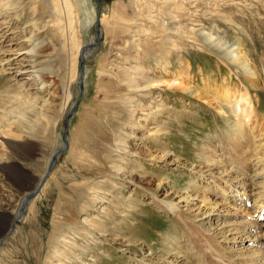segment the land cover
Instances as JSON below:
<instances>
[{"label":"rangeland","instance_id":"rangeland-1","mask_svg":"<svg viewBox=\"0 0 264 264\" xmlns=\"http://www.w3.org/2000/svg\"><path fill=\"white\" fill-rule=\"evenodd\" d=\"M61 4L0 0V33H6L0 39V131L9 115V138L3 136L9 148L1 138L0 167L11 171L25 158L20 165L28 174L20 178L23 192H18L12 183L19 177L11 173L7 181L3 173L8 169L0 170V237L11 216L18 215L21 199L44 175L53 152L63 147L64 120L78 104L70 117L67 151L0 244V264H171L176 249L185 254V264L213 263L210 256L223 257L224 264H248L240 248H251V239L264 234V226L256 227L264 225V212L253 225L240 215L209 221L185 213L178 219L169 207L195 187H206L207 195L218 199L214 185L222 182L224 170L233 175L232 183L225 182L227 190L242 194L250 184L246 190L257 192L251 190L262 177L251 182L239 173L264 176V128L260 137L246 134L250 148H245L220 95L227 89L236 96L248 93L264 127V0ZM212 33L228 47L239 46L261 86H253L242 69L208 46ZM9 38L18 45L9 46ZM92 42L95 47L83 56L80 95L79 52ZM6 47L25 53L17 62L24 59L22 67L27 65L31 76L7 70L13 65L8 67L6 54L1 56ZM129 78L137 81L130 84ZM150 81L162 84L144 88ZM208 158L220 169L211 173ZM199 174L204 182L196 179ZM237 196L222 201L233 209L251 208L239 204L245 198ZM238 222L243 226L233 238L243 245L207 238L211 230Z\"/></svg>","mask_w":264,"mask_h":264},{"label":"bare ground","instance_id":"bare-ground-1","mask_svg":"<svg viewBox=\"0 0 264 264\" xmlns=\"http://www.w3.org/2000/svg\"><path fill=\"white\" fill-rule=\"evenodd\" d=\"M58 1H59L60 4L62 3L63 5H65L66 0H58ZM6 28H7V30L9 29V27H7V26H6ZM7 30H5V32H7ZM10 34H13V33H10ZM97 34L99 36V34H100V31L99 30H97ZM209 35L210 36L207 38V40L208 41L211 40V42H212V43H208V46L210 48H212L215 52L220 53L230 63H232V64L238 66L240 69H242L244 71V73L246 74V76L248 77L249 82L253 86H255V87L261 86V84L257 80L256 73L254 72V70L252 69L251 65L248 63V61L242 55V53H241L238 45L228 47L224 41H221L218 38H212L211 36L213 35V33L212 34H209ZM5 36H6V33H3V32L0 33V39L1 40H2V38L5 39ZM9 39L11 40V43H9V46H11V45L13 46L14 44H15V46L18 45L16 43L13 44V42H12V41H14L13 38H9ZM36 45H38V44H36ZM35 50L36 49L29 50V52H32V51L35 52ZM86 52L87 51L85 50L84 54ZM9 53H11V55H13V56H9ZM5 54H6V56H5V58H4L3 61H7L6 62V65L8 67H9V63H12V65H13V66H10L9 69H7V70L10 71L11 74L18 75V76H19V74H26V75H30L31 74V73H29L30 70H27L26 68H24L27 65H25L24 67H22L23 66L22 62L24 61V59H20L17 62L18 55L25 54L24 52H21V50H19V51L16 50V52H12V51L9 50V47H6V51L4 53H2L1 56L5 55ZM79 54H80V52H79ZM79 59H80V64H81V61H83L84 59L81 58V55H80V58ZM123 70H124V68L122 70H119V71L122 72ZM127 70L129 71V69H127ZM9 71H7V72H9ZM36 74H38V73H36ZM124 75L125 74H123L122 76L124 77ZM39 77L41 78V75H39ZM125 80H127V78H125ZM129 80H131V83L128 81L130 84H132V83H134V82L137 81V80L132 79V78H129ZM151 82L152 81H150V84H149V82H144L143 83L144 88L148 87L149 85L151 86ZM153 82H155V83H153ZM153 82H152L153 84H159V85L162 84L161 82H159V83H157L156 81H153ZM167 82H166V84H167ZM177 84L180 85V83H177ZM159 85H157V86H159ZM176 88L177 89H181V90H187L188 89L187 87H180V86H177ZM194 94H196V96H198V97L200 96V94H197V93H194ZM200 97H202L201 99L208 98L207 96L205 97L203 95L200 96ZM220 100H221V103H224V105H227L228 106V110H230V113L236 119L237 123L234 124L233 126L235 127L237 134L240 135L241 136L240 138H242L243 140L245 139L244 137L246 136V134H248V135L255 134V133L258 134L260 132V130H261L260 128H264L263 127V123L258 120L259 118H258L257 113L254 112V108H253V105H252V103H251V101L249 99L248 93L243 92L241 95L236 96V93L235 92H229V89H227V91H224L220 95ZM209 102L210 101H207V103H209ZM3 104H5V103H3ZM220 108L221 107H219V109ZM38 112H41V111L39 110ZM220 112L223 113L224 111H222L220 109ZM42 115H41V117H42ZM223 116H226V114L223 113ZM5 121H6L5 130H1L0 131V139L2 138V140H1L2 142L1 143H4L5 147L6 148H9V139L6 140V138H5V140H3V136L4 137L6 136V137L9 138V115L8 114H7L6 118H5ZM258 127H259V130H258ZM257 136L260 137V136H262V134L260 133ZM235 141L237 142V140H235ZM245 144H246V147L245 148H248L249 149L250 146H248V145H250V144H248V142L246 141V139H245ZM258 148H259V146H257L255 148V150L258 149ZM242 152H244V151H242ZM262 155L264 157V153H262ZM7 156H9V155L7 154ZM210 157H212V156H210ZM20 161H21V163L20 162L17 163L16 168L12 169L11 171L9 170V167H7L5 165L2 166V167H0V170H3L5 168L8 169L5 174L3 173V175L5 177L4 179L7 180V181L10 179V176L9 175H11V173L14 174L15 176H18L19 179L17 181H15V183H12V187H14L15 189H17L16 191H18V192H20V191L23 192V188L20 187L21 185L19 184V182L21 183V181H20L21 179L27 178L28 174L26 173V171H24V170L21 169L22 166L20 164H22V162L24 163V161L27 162V159H25V158L23 159L22 158ZM213 162H215L214 159H211V158H208L207 159V162H206L207 164H205V165L207 167H209L208 170H210V171H211V169H213V170L214 169H218L219 170L220 169L219 168L220 166L217 168L216 165H212ZM258 163H260V165L263 164L261 158H258ZM119 171H121V169H119V167H118V172ZM248 172L246 170L245 172L243 171L242 173H239V174L245 176L246 178H247V176H250L251 182L252 181H255L256 178L258 179L259 177H262V179H261L262 181L261 182H258V183H254L255 184L254 185V188L251 190L253 192L257 191L256 193H251L250 191H247L246 190V189H249V187L251 186L250 184H247L246 185L245 182L242 183L243 186L246 185L245 186L246 188L243 189V195L245 196V199H243L244 201L241 202L240 204H243L246 207L247 202L252 201L253 202V205L251 206L250 209H247V208H243L242 210H241V208L240 209H238V208L233 209V207L231 208L228 204H226V203H224L222 201L223 199H225V200L231 202L233 199L234 200L236 199V198H234V195H233V193L235 192V190H231L230 191V189H228L229 190L228 191L226 189V187L229 186L228 184L229 183H232L231 182V180H232L231 178L233 176L231 174L232 173V170L231 171L224 170V171H221V173H220L221 174V177L219 178L220 179L219 181H222L221 183L222 184L224 183L225 186L222 187V185H220L221 183L218 184V185L217 184L214 185L215 190L218 189L217 194H215L216 196H218V199H216L214 201L213 198H211V196H208L207 193H206V189H207L206 187L205 188L202 187L203 189H205V191L203 189L200 191L198 187H195L194 185H192V187L194 186L195 188L192 189L193 193L191 192L192 194L188 198H184V199H182V202L180 201L179 203H176V204L171 203V206L169 207L171 209V215L176 216L179 219V217L180 218H183L184 216H186L185 215V213H186V214H188V217L190 215L194 219H203L201 217H204V219L208 218L209 221L212 220L213 216H218V217H220V216H231V217L234 218V217L240 215V216H242V218H248L249 217L250 219H252V221H251L250 224H253V225L255 224L256 225V223L260 220L261 214L264 212V201H262V200H264V176H261V175H259L257 173L256 174H251L250 172L248 174ZM211 173H212V171H211ZM261 173H264V169L263 168L261 170ZM210 175L211 176H214L213 174H210ZM262 175H264V174H262ZM204 178H205V176H203V174L202 175L199 174L196 177V179L200 183L202 181L204 182ZM11 180L12 179H10V181ZM225 182H227L228 184H225ZM211 183H213V182H211ZM216 183H217V181H216ZM207 186H208V184H207ZM230 188H232V187L230 186ZM220 189H223V190H220ZM26 195H28V194H26ZM222 195H223V197H221ZM252 197H255V198H252ZM251 198H252V200H251ZM23 200L24 199H22V201ZM197 200H200L199 204H197V207L194 208V209L193 208H190L189 206L193 205L194 202L197 201ZM28 202H27V204H28ZM183 208H184V210H183ZM230 213H231V215H230ZM17 214H19V213H17ZM17 216H11V221H13ZM263 216H264V214H263ZM11 221H10V223H11ZM239 223L240 222H238V224H234V225L233 224L232 225H222L223 227L220 228V229L211 230V231H213V233H211L210 235L207 234V238L209 240H213L214 242L218 241V242H222L223 244H231V245H233V244L234 245H237V243H238V245L241 246V245H243V244H241V241H238L237 242L238 239L233 238V235H236V234H238V233L241 232V227L243 225L241 224L242 222L240 224ZM225 224H227V223H225ZM262 226H264V225L263 224L262 225L259 224L258 226L256 225V227H258V228H261ZM8 230H9V228L7 229V232H8ZM250 235H251V233H250ZM251 240L254 243L249 244V245H251V246L253 245V246L251 248H248V249L247 248L244 249V247H241L240 249H242V250H241V253H239V254L241 256L243 255L242 257L246 260V262L248 264H264V245H261V243H260V242H262L264 240V234L263 235H259L257 238H252ZM171 253H173L171 255V264H182V263L185 264L184 263L186 261L185 254H182L179 249L172 250ZM226 253L227 252H225L224 255H226ZM238 257L239 256H236L234 260H236ZM226 258H228V256H226ZM209 260H211L213 263H211V262L210 263L209 262L207 263L206 262L205 264H224L223 263V257L222 258H219V259H214V258H212V256H210ZM228 260H230V259H228ZM192 262L195 263V261H193V260H192ZM195 264H204V262H201L200 261V262L195 263ZM227 264H229V263H227Z\"/></svg>","mask_w":264,"mask_h":264},{"label":"water","instance_id":"water-1","mask_svg":"<svg viewBox=\"0 0 264 264\" xmlns=\"http://www.w3.org/2000/svg\"><path fill=\"white\" fill-rule=\"evenodd\" d=\"M99 15H100V10H98V13H97V16H96V20H95V24H96V28H98V22H99ZM95 43L92 42L91 44L87 45V46H84V49L82 50L81 49V52H80V55H81V58H83L84 56V52L85 50L86 51H90L92 50L94 47H95ZM83 63H84V60L81 61V66L79 68V77H78V82H79V91H80V95H82L83 91H82V72H83ZM77 102L75 103V107L73 108V110L66 116L65 120H64V132H63V135H62V138H61V141L63 142L64 144V147L57 150L56 152H53L52 154V157L50 159V161L48 162V166L44 172V175L41 177V179L38 181V185L36 186V189L32 192H30V194L28 195H25L22 199H24L22 201V203L20 204V207H19V214L18 216L13 220L11 221V223L9 224V230L8 232L3 235L1 238H0V244L2 243V241L12 232L13 230V225L15 222H17V219L20 215H22L24 213V210H25V207H26V204L29 200H31L38 192V190L41 188L42 184L44 183V180L47 176V174L49 173V171L51 170V168L54 166L57 158L59 155L63 154L64 152L67 151V135H68V130H69V124H70V117L72 114H74L77 110ZM21 199V200H22Z\"/></svg>","mask_w":264,"mask_h":264}]
</instances>
